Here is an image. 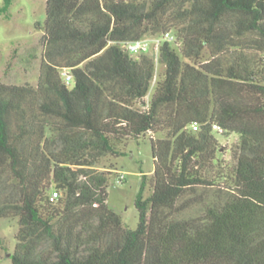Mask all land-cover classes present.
<instances>
[{"label":"trees","instance_id":"trees-1","mask_svg":"<svg viewBox=\"0 0 264 264\" xmlns=\"http://www.w3.org/2000/svg\"><path fill=\"white\" fill-rule=\"evenodd\" d=\"M36 29L37 84L0 81L12 264H264V0H47ZM166 32L176 40L160 46L148 100L157 61L124 43ZM146 134L155 168L133 229L101 163ZM220 134L238 136L231 162Z\"/></svg>","mask_w":264,"mask_h":264},{"label":"rangeland","instance_id":"rangeland-1","mask_svg":"<svg viewBox=\"0 0 264 264\" xmlns=\"http://www.w3.org/2000/svg\"><path fill=\"white\" fill-rule=\"evenodd\" d=\"M3 0H0V4ZM47 0H14L9 8L10 17L0 15V81L5 83L37 84L41 70L43 31L36 29V23L46 18ZM157 61L152 88L147 97L150 100L164 66L158 61L155 50L148 53ZM225 146L221 158L231 162L232 148L238 140L236 134L218 135ZM124 154L107 156L101 167H115L110 179L108 204L118 212L129 228H137L139 217L135 206L142 173L152 175L155 164L149 134L139 139H130L123 146ZM122 173L124 176H122ZM151 194L148 186L145 195ZM19 229L18 219L0 218V264H12L11 254L15 248Z\"/></svg>","mask_w":264,"mask_h":264},{"label":"built area","instance_id":"built-area-1","mask_svg":"<svg viewBox=\"0 0 264 264\" xmlns=\"http://www.w3.org/2000/svg\"><path fill=\"white\" fill-rule=\"evenodd\" d=\"M175 40H176V37L172 32H166V33L161 34L159 36L144 37V38L139 39V40L126 42V43H124V48L128 51L130 56L133 58H136L140 54H143V53L148 54L152 50H155L159 56V49H160L161 44L165 41L174 42ZM62 76H63L66 84H68V85L72 84L73 75L68 69H65L62 72ZM192 129L194 131H197L200 129V125L198 123H195L192 126ZM213 129L216 132H223L222 126L218 123L213 124ZM122 176H124L123 173H122ZM55 196H57V193H55Z\"/></svg>","mask_w":264,"mask_h":264}]
</instances>
